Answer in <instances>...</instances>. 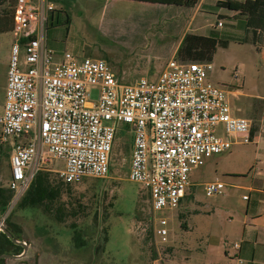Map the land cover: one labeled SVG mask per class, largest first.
<instances>
[{
    "label": "built area",
    "instance_id": "2783aa9c",
    "mask_svg": "<svg viewBox=\"0 0 264 264\" xmlns=\"http://www.w3.org/2000/svg\"><path fill=\"white\" fill-rule=\"evenodd\" d=\"M53 15L48 0H14L0 115L1 140L12 139L10 201L22 197L40 170H53L67 183L107 177L124 123L133 136L127 177L148 190L153 247L160 253L171 242L170 219L191 185V169L249 143L251 122L233 115L225 89L207 80L210 61L172 55L154 80L122 83L104 59L50 46L46 24ZM90 88L98 90L95 101ZM55 161L63 166L49 169ZM199 185L215 196L225 184L214 178Z\"/></svg>",
    "mask_w": 264,
    "mask_h": 264
},
{
    "label": "rangeland",
    "instance_id": "374dc122",
    "mask_svg": "<svg viewBox=\"0 0 264 264\" xmlns=\"http://www.w3.org/2000/svg\"><path fill=\"white\" fill-rule=\"evenodd\" d=\"M48 1L54 5V15L46 24L47 43L78 58L104 59L122 83L139 77L154 80L172 55L186 59L174 53V48L187 24L191 30L204 34L216 23V16L210 11L144 0ZM251 52L248 45L233 44L218 49L211 62L208 81L223 86L230 83L233 68L229 63L246 59ZM216 73L221 75L217 77ZM97 97L98 90L90 88V99L95 101ZM2 107L0 99V115ZM132 139L128 126L120 123L105 178L85 177L64 185L56 172L47 171L52 184H60L61 188L59 198L48 204V208L20 206L21 199L14 203L9 201L5 210L0 207V219L4 222L9 216L19 227L20 237L30 245L26 257L6 258L3 264L225 262L223 248L230 238L224 233L230 225L228 218L234 217L232 207L237 205L241 192L226 186L224 194L207 196L199 185L215 175L228 182L229 179L214 168L216 158L223 154H215L191 169V185L170 219L169 249L157 253L145 234L151 219L148 190L127 177ZM11 143L12 139L5 142L0 137V186L4 188L10 177ZM55 167L60 166L53 163L49 169ZM58 207L62 209L64 223L55 218ZM74 232L77 241L83 239L85 245L75 247ZM219 240L220 246H217Z\"/></svg>",
    "mask_w": 264,
    "mask_h": 264
},
{
    "label": "crops",
    "instance_id": "0c3cea01",
    "mask_svg": "<svg viewBox=\"0 0 264 264\" xmlns=\"http://www.w3.org/2000/svg\"><path fill=\"white\" fill-rule=\"evenodd\" d=\"M218 1L224 0H197L193 7L198 11L212 12L216 16V23L222 20V25L217 26L215 23L202 34L195 32L196 29L191 30L187 24L174 48V53L184 35L188 33L212 36L226 42L224 47L216 48L210 62L218 49H225L233 44L248 45L252 49L246 59L240 58L229 63L232 64L230 68H233L232 81L224 86L220 85L226 91V99L232 114L251 122V141L246 144H234L227 152L221 153L223 156L216 158L214 168L216 171L220 170L222 175L229 179L228 182L221 180L218 175L208 180L218 178L225 184L224 187L241 192L237 205L232 207L234 217L227 220L230 225L227 226L228 231H225L224 236L230 238V241L223 248L224 256L227 258L222 264H264V24L249 29L246 27V15L225 7H217ZM13 4L14 0H0V99L3 102L9 50L13 39L11 33ZM152 15L155 16L156 13ZM210 72L211 70L207 73V80ZM235 72L239 74L237 80L234 79ZM216 75L219 77L221 74ZM55 163L60 166L55 168L63 166L61 161ZM243 195H247V198H243ZM219 242L220 240L217 241V246H220ZM234 242H239L238 248L233 247ZM27 245L24 257L29 253L30 245L28 243ZM238 258L242 261L238 262Z\"/></svg>",
    "mask_w": 264,
    "mask_h": 264
},
{
    "label": "trees",
    "instance_id": "16d2710c",
    "mask_svg": "<svg viewBox=\"0 0 264 264\" xmlns=\"http://www.w3.org/2000/svg\"><path fill=\"white\" fill-rule=\"evenodd\" d=\"M152 3H159L162 5H175L179 7H193L197 0H144ZM217 7H225L229 10H233L238 14L246 15V27L257 28L261 27L264 24V0H245L243 2L224 0L218 1L216 3ZM51 20V19H50ZM66 22H69L66 18ZM226 42L219 41L218 39L212 36H202L196 34H185L181 40L180 45L176 51L177 55L180 57L186 58L182 60H198V61H211L212 55L215 52L216 48L221 46L224 47ZM180 59V58H179ZM49 170H40L36 173L32 179L30 185L20 198L19 205H41L43 208H48V204L55 201L59 198L60 195V184H52L50 180V174L47 172ZM59 177V176H58ZM61 184L70 185L73 183L64 182L60 177ZM12 196V192L7 188L0 186V207L2 210H5L7 204L9 203ZM55 218L57 221L64 223L62 209L58 207L55 212ZM71 226H75L74 223H70ZM5 227L12 233V235L19 239L20 235L18 234L19 227L11 222L10 217L7 216L4 219ZM146 238L150 240L153 247L152 240V227L151 219L150 225L146 231ZM74 245L75 247L85 245V240L81 239L77 241L76 234L74 232ZM169 249V246L162 248V251ZM21 251L19 245L11 242L7 236L0 232V254L3 253H12L18 254ZM155 253V251H154ZM4 259H0V264H3Z\"/></svg>",
    "mask_w": 264,
    "mask_h": 264
},
{
    "label": "water",
    "instance_id": "95a60500",
    "mask_svg": "<svg viewBox=\"0 0 264 264\" xmlns=\"http://www.w3.org/2000/svg\"><path fill=\"white\" fill-rule=\"evenodd\" d=\"M0 232L4 233L11 242H13L14 244L19 245L23 248L22 251L18 254H12V253L0 254V259H6V258L20 259V258L24 257L26 254V251H27L26 243L22 240L21 237L19 239H16L12 235V233L5 227V225L3 224L1 219H0Z\"/></svg>",
    "mask_w": 264,
    "mask_h": 264
},
{
    "label": "flooded vegetation",
    "instance_id": "af4514ba",
    "mask_svg": "<svg viewBox=\"0 0 264 264\" xmlns=\"http://www.w3.org/2000/svg\"><path fill=\"white\" fill-rule=\"evenodd\" d=\"M3 223H4V222H3ZM22 240H23V239H22ZM23 241H24V240H23ZM24 242H25V241H24ZM25 243H26V242H25ZM26 245H27V243H26ZM20 247H21V246H20ZM27 248H28V245H27ZM22 249H23V248L21 247V251H22ZM21 251H20V252H21ZM20 252H19V253H20ZM4 260H5V259H4Z\"/></svg>",
    "mask_w": 264,
    "mask_h": 264
}]
</instances>
